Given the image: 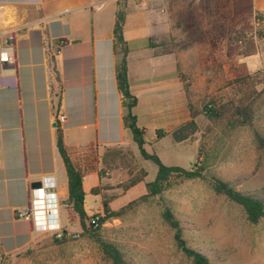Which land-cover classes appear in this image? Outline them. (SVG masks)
<instances>
[{"label": "rangeland", "instance_id": "374dc122", "mask_svg": "<svg viewBox=\"0 0 264 264\" xmlns=\"http://www.w3.org/2000/svg\"><path fill=\"white\" fill-rule=\"evenodd\" d=\"M248 0H117L128 26L141 28L153 55L165 56L161 71L181 79L196 132L181 142L169 133L144 145L165 165L203 166V174L234 183L236 190L264 198V149L252 129L264 137V27L255 24ZM245 92L253 102L252 127L230 128L229 112L204 114V105L227 102ZM239 96V95H238ZM216 105V106H217ZM188 120V119H187ZM185 120V121H187ZM147 142L149 134L146 133ZM131 140V139H130ZM83 172H95L92 214L103 216L102 202L119 212L96 231L55 243L50 233H34L29 246L4 255V264H112L100 243L115 246L130 264H191L175 244L161 214L168 208L178 220L186 246L202 252L209 264H264V218L246 221L240 206L216 194L209 181L170 179L160 194L141 198L156 166L141 157L134 142L117 147H89L79 158Z\"/></svg>", "mask_w": 264, "mask_h": 264}, {"label": "crops", "instance_id": "0c3cea01", "mask_svg": "<svg viewBox=\"0 0 264 264\" xmlns=\"http://www.w3.org/2000/svg\"><path fill=\"white\" fill-rule=\"evenodd\" d=\"M251 16L262 18L264 0H248ZM117 0H0V42L10 40L13 66L0 70V252L9 255L32 242L31 223L17 217L32 182L53 184L57 221L65 230L67 177L55 145V121L73 165L82 173L83 208L86 194L97 185L95 172H83L79 158L87 148L117 147L132 141L121 121L112 51ZM147 34L123 23L127 43V81L136 97L132 114L143 130L145 145L155 131L170 133L189 119L181 79L161 71L165 56L153 55ZM148 132L149 142L146 139ZM131 139V140H130ZM95 195V194H92ZM96 196V195H95ZM97 208H95L96 210Z\"/></svg>", "mask_w": 264, "mask_h": 264}, {"label": "trees", "instance_id": "16d2710c", "mask_svg": "<svg viewBox=\"0 0 264 264\" xmlns=\"http://www.w3.org/2000/svg\"><path fill=\"white\" fill-rule=\"evenodd\" d=\"M115 16L116 18L112 30V51L115 81L120 95V104L122 109V125L130 131L132 141L136 145L141 157L152 162L156 166L155 177L152 181L146 183V194L141 198L160 194L163 190L170 186V179L172 177H178L185 180H207L216 194L223 195L227 200L241 207L246 221L249 224H256L260 219L264 218V198L262 196L236 190L234 183L231 181L223 180L216 176H205L203 174V166L194 165L193 168L187 169L175 165H165L155 154H149L145 151L143 130L136 125V117L132 114V108L136 105L137 100L136 97L130 93L127 81L126 55L128 52V46L123 39V23L125 14L123 11L117 10ZM245 97V92L240 94L233 93L232 97H230L227 102L221 103L220 105H217L216 102L212 100L204 105V114L209 118H220L224 115V113L229 112L227 123L230 128L241 126L252 127L254 112L253 102L249 100L246 101L247 98ZM187 109L189 110V119L175 127L169 133L170 138L174 142L186 140L197 130L196 123L194 121V113L191 112L190 105L188 104ZM55 126V145L63 161L67 177V198L65 204L77 215L80 228L82 232L85 233V222L89 216L86 215L83 208L84 193L82 190V173L73 165L69 158L68 152L63 145L62 134L57 121H55ZM163 134L164 133L161 130L155 131V136L157 138ZM252 134L257 147L259 149H264V137L255 129H252ZM95 191L96 189L92 188L91 194H96ZM102 211L103 216H100L99 218L100 224L107 219L117 218L119 216V212L110 210L105 201L102 202ZM161 216L173 230V239L176 246L191 259V264H209V260L202 252L195 248L186 246L185 240L181 237L178 220L173 216L172 212L168 208L163 210ZM52 239L55 243H60L65 240H59L55 237ZM100 247L103 253L111 260L112 264H130L123 259L122 253L115 246L101 242Z\"/></svg>", "mask_w": 264, "mask_h": 264}, {"label": "built area", "instance_id": "2783aa9c", "mask_svg": "<svg viewBox=\"0 0 264 264\" xmlns=\"http://www.w3.org/2000/svg\"><path fill=\"white\" fill-rule=\"evenodd\" d=\"M262 18L255 16V24L260 25ZM11 49L10 40L0 42V70L3 66H13L14 57L7 50ZM65 115L57 116V122L62 123ZM53 184L48 179L40 182L38 188L29 190L24 208L17 213V217L23 218L31 223L34 232L50 233L53 237L61 240L76 237L79 233H69L63 225L57 221V207L55 194L52 192ZM99 214H91L85 222V231H96L100 227ZM82 232V230H81ZM0 264H4V254L0 252Z\"/></svg>", "mask_w": 264, "mask_h": 264}, {"label": "water", "instance_id": "95a60500", "mask_svg": "<svg viewBox=\"0 0 264 264\" xmlns=\"http://www.w3.org/2000/svg\"><path fill=\"white\" fill-rule=\"evenodd\" d=\"M53 125H55V124H53ZM39 186H40V182H38V181L32 182L30 184V189H32V188H38Z\"/></svg>", "mask_w": 264, "mask_h": 264}]
</instances>
